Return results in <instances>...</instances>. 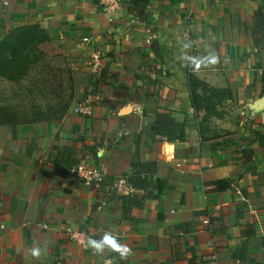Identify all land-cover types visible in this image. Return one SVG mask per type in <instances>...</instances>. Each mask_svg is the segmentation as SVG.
Segmentation results:
<instances>
[{
	"label": "crops",
	"instance_id": "1",
	"mask_svg": "<svg viewBox=\"0 0 264 264\" xmlns=\"http://www.w3.org/2000/svg\"><path fill=\"white\" fill-rule=\"evenodd\" d=\"M137 2L148 27L96 0H0V39L39 24L51 38L40 50L64 56L75 80L61 121L0 127V264H264V45L252 34L264 0ZM192 42L200 58L189 68ZM147 59L158 64L140 68ZM189 72L233 94L235 118H213L209 141ZM87 96L91 114L79 115ZM162 113L185 124L184 141L156 139ZM133 162L156 163L148 190L130 185ZM81 163L100 167L102 182L79 183Z\"/></svg>",
	"mask_w": 264,
	"mask_h": 264
},
{
	"label": "trees",
	"instance_id": "2",
	"mask_svg": "<svg viewBox=\"0 0 264 264\" xmlns=\"http://www.w3.org/2000/svg\"><path fill=\"white\" fill-rule=\"evenodd\" d=\"M134 2L137 1L133 0ZM262 11L263 8L259 6L255 12L256 25L252 29L257 47L264 45ZM135 13L143 19L146 15L143 9L136 10ZM144 20L148 27L149 22ZM50 40L47 31L39 24L14 27L0 39V78L9 83H21L30 79L31 93H39L47 101L45 106L34 104L30 109L0 106V127L58 122L70 111L75 98V80L62 56H49L40 50V46ZM153 51L160 57L157 41H154ZM55 61L62 62L64 67L56 69L53 66ZM187 83L199 137L202 141H209L213 139L208 135L210 120L222 117L220 107L233 102V94L229 88L213 87L191 72L187 75ZM152 131L156 139L169 143L182 142L186 138L185 124L177 123L166 113L157 115ZM133 169L134 174L128 179L130 185L135 189L148 190V176L156 174V163L133 162ZM223 188L222 182H218L217 189ZM246 234L251 235L252 231H246ZM173 257L180 259L185 258V255L173 252ZM188 261L189 264H202L197 258H189Z\"/></svg>",
	"mask_w": 264,
	"mask_h": 264
},
{
	"label": "rangeland",
	"instance_id": "3",
	"mask_svg": "<svg viewBox=\"0 0 264 264\" xmlns=\"http://www.w3.org/2000/svg\"><path fill=\"white\" fill-rule=\"evenodd\" d=\"M96 2L104 10L105 9L108 10L107 5L102 4L100 0H96ZM136 6H138V2L133 3V0H121L119 2L117 10L118 9H120V10L129 9L131 11L133 9L135 11ZM116 11L113 12V15L116 13ZM106 12L111 14L109 10ZM189 47H190V45H189ZM191 50H192L191 51L192 53H191V60L189 61V68H193L196 64H199V58H200L199 57L200 50H199V46L196 42H192ZM44 53H46V52H44ZM46 54L49 56H62V55H50L48 53H46ZM62 57H63V59L66 60V58L64 56H62ZM152 63H153V61L147 59L146 64L140 65V66H142L140 68L145 67V69H147L148 66H150V67L152 66V68H153V66L158 64V62H155V64L150 65ZM66 64L69 68V64H68L67 60H66ZM53 66L56 69H60V68L64 67L62 62L59 63L56 61L53 63ZM140 68H137V70L139 72L141 71ZM134 76H136V75H134ZM146 77H148V75H145L143 73H138L136 76V80H137V82H139V81L145 82ZM138 88H141V87L138 86ZM30 90H31L30 79L25 80L21 83H9V82L0 78V106H9V107L12 106V107H17V108L18 107H24V108H29V109L32 108V106L34 104L45 106V104L47 103L45 98H43L39 93H33L32 94ZM88 94H90V93H88ZM220 111H221L222 117H223V115H226V117H228V118H230V117L235 118L234 117L235 116V109L233 108V106H231L229 104H224L222 107H220ZM217 119H219V118H217ZM217 119H211L210 120L209 125H208L209 126L208 127L209 128L208 134L209 135L211 134V132H210L211 130L212 131L218 130L221 123L219 124Z\"/></svg>",
	"mask_w": 264,
	"mask_h": 264
},
{
	"label": "built area",
	"instance_id": "4",
	"mask_svg": "<svg viewBox=\"0 0 264 264\" xmlns=\"http://www.w3.org/2000/svg\"><path fill=\"white\" fill-rule=\"evenodd\" d=\"M100 1L102 4L107 5L110 12H115L121 0ZM93 101L94 100L91 96L85 97L84 102L76 109V113L79 115L89 116L91 114ZM72 173L77 178L78 182L85 186L98 185L104 178V173L100 167L88 163H81L77 165L73 169ZM40 226H42V224Z\"/></svg>",
	"mask_w": 264,
	"mask_h": 264
},
{
	"label": "clouds",
	"instance_id": "5",
	"mask_svg": "<svg viewBox=\"0 0 264 264\" xmlns=\"http://www.w3.org/2000/svg\"><path fill=\"white\" fill-rule=\"evenodd\" d=\"M105 242H106V243H109V244H112V240H111L110 238H106V241H105ZM90 244H91L94 248L99 247V245H97L95 241H90ZM113 246L116 247V245H113Z\"/></svg>",
	"mask_w": 264,
	"mask_h": 264
},
{
	"label": "water",
	"instance_id": "6",
	"mask_svg": "<svg viewBox=\"0 0 264 264\" xmlns=\"http://www.w3.org/2000/svg\"><path fill=\"white\" fill-rule=\"evenodd\" d=\"M259 102H261V104H262L263 100H261V101H259ZM130 108H131V107L128 106V107H126L125 109H122V111L120 112L121 115L127 114V113L129 112ZM256 108H260L259 105H256Z\"/></svg>",
	"mask_w": 264,
	"mask_h": 264
}]
</instances>
